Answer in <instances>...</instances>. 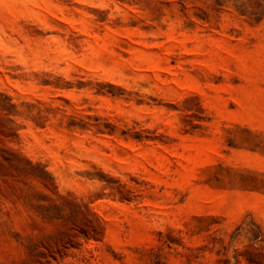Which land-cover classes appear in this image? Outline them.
<instances>
[{"label":"rangeland","instance_id":"rangeland-1","mask_svg":"<svg viewBox=\"0 0 264 264\" xmlns=\"http://www.w3.org/2000/svg\"><path fill=\"white\" fill-rule=\"evenodd\" d=\"M0 264H264V0H0Z\"/></svg>","mask_w":264,"mask_h":264}]
</instances>
